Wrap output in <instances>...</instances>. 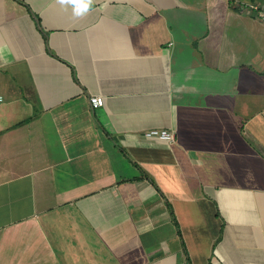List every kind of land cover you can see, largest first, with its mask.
<instances>
[{"label":"crops","instance_id":"0c3cea01","mask_svg":"<svg viewBox=\"0 0 264 264\" xmlns=\"http://www.w3.org/2000/svg\"><path fill=\"white\" fill-rule=\"evenodd\" d=\"M261 13L0 0V264H264Z\"/></svg>","mask_w":264,"mask_h":264},{"label":"built area","instance_id":"2783aa9c","mask_svg":"<svg viewBox=\"0 0 264 264\" xmlns=\"http://www.w3.org/2000/svg\"><path fill=\"white\" fill-rule=\"evenodd\" d=\"M248 6L252 7L253 5L251 3H247ZM261 15L264 17V14L261 13ZM103 97L100 95H90L89 96V102L90 104L94 106H100L103 104ZM146 137H159L167 140L173 139V133L170 131H167L165 129H149L145 132Z\"/></svg>","mask_w":264,"mask_h":264},{"label":"clouds","instance_id":"9594fccd","mask_svg":"<svg viewBox=\"0 0 264 264\" xmlns=\"http://www.w3.org/2000/svg\"><path fill=\"white\" fill-rule=\"evenodd\" d=\"M57 2L60 5H71L74 15L81 16L91 8L95 0H57Z\"/></svg>","mask_w":264,"mask_h":264}]
</instances>
